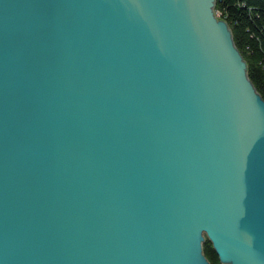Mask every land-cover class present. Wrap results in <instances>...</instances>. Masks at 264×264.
Segmentation results:
<instances>
[{
	"label": "water",
	"instance_id": "1",
	"mask_svg": "<svg viewBox=\"0 0 264 264\" xmlns=\"http://www.w3.org/2000/svg\"><path fill=\"white\" fill-rule=\"evenodd\" d=\"M214 0H0V264H264V99Z\"/></svg>",
	"mask_w": 264,
	"mask_h": 264
},
{
	"label": "trees",
	"instance_id": "2",
	"mask_svg": "<svg viewBox=\"0 0 264 264\" xmlns=\"http://www.w3.org/2000/svg\"><path fill=\"white\" fill-rule=\"evenodd\" d=\"M213 8L226 21L247 76L264 99V0H214ZM202 249L209 264H225L206 237Z\"/></svg>",
	"mask_w": 264,
	"mask_h": 264
},
{
	"label": "rangeland",
	"instance_id": "3",
	"mask_svg": "<svg viewBox=\"0 0 264 264\" xmlns=\"http://www.w3.org/2000/svg\"><path fill=\"white\" fill-rule=\"evenodd\" d=\"M213 7H214V6H213ZM214 13H215L216 17L220 18V17H219L220 13H219L218 11H215V10H214ZM221 19H222V18H221ZM225 22H226V21H225Z\"/></svg>",
	"mask_w": 264,
	"mask_h": 264
},
{
	"label": "bare ground",
	"instance_id": "4",
	"mask_svg": "<svg viewBox=\"0 0 264 264\" xmlns=\"http://www.w3.org/2000/svg\"><path fill=\"white\" fill-rule=\"evenodd\" d=\"M203 243V242H202ZM202 251H203V249H202ZM226 264V263H225Z\"/></svg>",
	"mask_w": 264,
	"mask_h": 264
}]
</instances>
